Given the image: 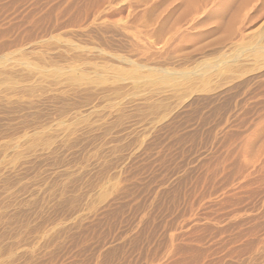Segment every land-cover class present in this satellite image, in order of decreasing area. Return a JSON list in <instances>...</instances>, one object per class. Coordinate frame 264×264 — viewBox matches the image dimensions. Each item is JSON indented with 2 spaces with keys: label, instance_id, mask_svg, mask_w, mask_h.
<instances>
[{
  "label": "rangeland",
  "instance_id": "rangeland-1",
  "mask_svg": "<svg viewBox=\"0 0 264 264\" xmlns=\"http://www.w3.org/2000/svg\"><path fill=\"white\" fill-rule=\"evenodd\" d=\"M0 264H264V0H0Z\"/></svg>",
  "mask_w": 264,
  "mask_h": 264
}]
</instances>
